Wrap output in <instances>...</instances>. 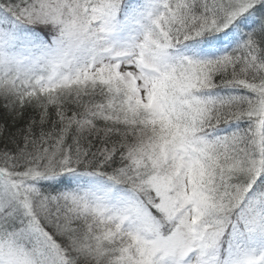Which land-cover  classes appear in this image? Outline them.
Masks as SVG:
<instances>
[{
    "label": "snow or ice",
    "instance_id": "snow-or-ice-1",
    "mask_svg": "<svg viewBox=\"0 0 264 264\" xmlns=\"http://www.w3.org/2000/svg\"><path fill=\"white\" fill-rule=\"evenodd\" d=\"M0 264H264V0H0Z\"/></svg>",
    "mask_w": 264,
    "mask_h": 264
}]
</instances>
